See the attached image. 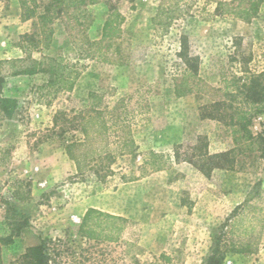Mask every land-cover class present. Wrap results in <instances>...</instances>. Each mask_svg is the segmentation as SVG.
Segmentation results:
<instances>
[{
    "label": "rangeland",
    "instance_id": "374dc122",
    "mask_svg": "<svg viewBox=\"0 0 264 264\" xmlns=\"http://www.w3.org/2000/svg\"><path fill=\"white\" fill-rule=\"evenodd\" d=\"M22 1L0 0V61L60 54L80 74L72 91L54 96L42 87L46 75L12 76L0 64L3 94L18 100L11 117L0 113V237L12 234L0 246L3 264L24 263L26 250L39 245L48 264H206L237 205L250 199L257 205L255 212H244L237 234L262 225L264 158L243 155L234 170L207 176L172 155L177 144L192 145L199 136L207 137L211 153L233 148L221 122L201 117L209 94L175 95L185 70L177 56L182 37L198 58L200 78L213 87L222 86L224 77L263 71L264 0L250 21L216 10L218 1L231 0H187L185 15L167 27L153 20L160 0H101L86 6L92 21L85 33L92 40L101 38L110 8L125 15L119 42L131 56L126 66L80 57L59 18L48 48L23 51L24 37L38 33L40 23L22 19ZM50 1L37 0L40 11ZM80 21L83 27L88 23L83 17ZM92 94L98 95L96 101ZM93 104L106 113L115 158L92 162L94 170L79 174L65 147L83 138L79 120L92 113ZM263 120L254 118V134ZM127 135L134 141L132 154L130 147L121 149V137ZM151 150L170 156V164L123 180L140 175L143 155ZM257 192L260 197L254 199ZM90 206L129 220L118 241L78 235V217ZM227 239L223 234L221 245ZM222 264H264V232L256 253L226 252Z\"/></svg>",
    "mask_w": 264,
    "mask_h": 264
},
{
    "label": "trees",
    "instance_id": "16d2710c",
    "mask_svg": "<svg viewBox=\"0 0 264 264\" xmlns=\"http://www.w3.org/2000/svg\"><path fill=\"white\" fill-rule=\"evenodd\" d=\"M100 1L51 0L45 9L40 11L37 0H23L22 19H38L40 30L38 33L26 35L20 48L23 51L48 48L54 32L52 24L59 18L70 33L72 43L80 57L97 59L118 66L129 65L131 56L119 42L123 35V24L126 17L118 8L109 9L102 26L100 39L92 40L85 33L92 21L91 17L86 14L85 7ZM186 3L187 0H160L153 20H158L162 26H169L173 21L185 15ZM262 3L263 0L218 1L216 10L222 15L250 21L259 12ZM81 17L88 20L84 27L80 21ZM76 33H80L79 39L75 37ZM177 56L185 65V70L175 86V95L184 97L192 93L209 94L211 102L201 108V117L221 122L232 137L233 148L225 152L211 153L207 137L199 136L192 145L177 144L173 150V160L177 163H190L201 173L210 176L214 170H234L243 162L239 159L240 156L256 154L264 158V120L261 124L262 130L258 134H254L251 130L254 118L264 117V70L258 73L245 71L242 76L224 77L222 86L213 87L200 78L197 70L198 58L190 55L185 37L181 39ZM0 64H6L12 76L46 75L47 81L42 87L48 89V93L54 96L59 92L72 91L80 74L76 64L60 54L42 55L39 58H34L29 54L26 57L2 60ZM92 97L93 101L98 99L96 94H92ZM17 105L16 98L3 94V83L0 79V113L11 117ZM79 130L83 138L73 140L65 147L66 154L75 162L79 174H84L90 169L94 170L91 166L92 162H102L105 159L110 162L114 160L115 153L109 141L111 127L104 110L98 109L93 104L92 113L80 118ZM91 130L94 132L93 136L90 134ZM121 143V149L130 147L128 152L131 154L134 152V141L131 137L128 135L121 137ZM169 159L170 156L152 150L148 151L143 155L140 175L136 176L133 173L123 176V180L134 181L150 172L161 171L170 164ZM95 173L100 174V170H95ZM258 197H260V192H257L254 199ZM256 207L257 205L250 199L234 208L225 225L228 228L227 245H221L222 235H226L223 233L217 238L206 264H222L226 252L245 255L258 251L264 232V218L261 219L262 225L259 228L256 229L255 226L249 225L241 233H236V227L239 226L244 212L247 210L255 212ZM128 222L127 218L120 215L89 207L81 218L78 235L87 240L118 241ZM11 238L12 234L0 237V246L8 244ZM223 246H226V249H222ZM23 258L24 263L22 264H48L49 260L43 245L29 247ZM0 264H3L1 255Z\"/></svg>",
    "mask_w": 264,
    "mask_h": 264
},
{
    "label": "crops",
    "instance_id": "0c3cea01",
    "mask_svg": "<svg viewBox=\"0 0 264 264\" xmlns=\"http://www.w3.org/2000/svg\"><path fill=\"white\" fill-rule=\"evenodd\" d=\"M21 77H26V76H21ZM90 207H93V206H90ZM87 209H88V208H87ZM87 209H86V210H87ZM86 210H85V211H86ZM85 211H84V213H85ZM84 213H83L80 217H78L79 222L81 221V218H82V216L84 215Z\"/></svg>",
    "mask_w": 264,
    "mask_h": 264
}]
</instances>
